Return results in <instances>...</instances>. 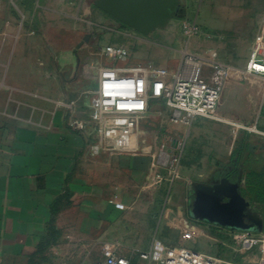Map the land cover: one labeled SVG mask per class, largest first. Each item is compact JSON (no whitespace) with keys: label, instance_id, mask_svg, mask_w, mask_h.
Instances as JSON below:
<instances>
[{"label":"crops","instance_id":"crops-1","mask_svg":"<svg viewBox=\"0 0 264 264\" xmlns=\"http://www.w3.org/2000/svg\"><path fill=\"white\" fill-rule=\"evenodd\" d=\"M63 12L53 14L47 0H0V264H95L109 248L147 264L140 253L161 239L141 191L165 146L139 143L133 131L112 138L129 152L92 153L89 132L72 126L81 121L76 73L87 34ZM98 16V27L131 30ZM220 38L232 46L229 33ZM246 40L252 52L257 38Z\"/></svg>","mask_w":264,"mask_h":264},{"label":"rangeland","instance_id":"rangeland-1","mask_svg":"<svg viewBox=\"0 0 264 264\" xmlns=\"http://www.w3.org/2000/svg\"><path fill=\"white\" fill-rule=\"evenodd\" d=\"M98 1L47 0L53 14L62 9L69 25L92 34L79 55L76 73L82 85L79 87L84 89L80 120L89 117L87 99L97 93L99 69L114 66L100 54L99 48L123 45L130 53L131 65L153 63L171 76L190 55L205 59L207 64L216 62L223 66L226 76L219 111L246 129L202 118L187 125H174L164 102L155 103L148 115L134 120L133 136L139 143L165 146L164 149L172 139H177L181 155L174 159L163 154L155 160L159 169L145 179L146 188L141 196L149 209L151 230L165 243L222 257L233 264H264V79L246 73L251 57V52H246V39L262 37L264 51V0H180L176 13L147 34L112 31L103 26L106 24L98 27L95 22H103L98 16ZM230 2L238 5L230 7ZM222 33H229L232 46H221ZM263 57L261 54L260 58ZM90 136L94 144L100 145V153L123 151L115 148L112 139L105 140L104 135ZM224 177L240 185L242 195L251 204L249 214L261 222V231L248 234L191 216L197 186L202 181L214 184Z\"/></svg>","mask_w":264,"mask_h":264},{"label":"built area","instance_id":"built-area-1","mask_svg":"<svg viewBox=\"0 0 264 264\" xmlns=\"http://www.w3.org/2000/svg\"><path fill=\"white\" fill-rule=\"evenodd\" d=\"M196 32H199L198 28ZM262 41V37L257 38L246 73L264 79V57L260 58ZM98 51L114 66L101 68L97 93L90 102L89 120L74 121L73 127L89 134L104 135L105 140L116 135L119 141L133 133L136 127L134 120L148 115L155 103L164 102L174 125H187L202 118L246 129L219 113L226 69L218 63L210 65L205 59L190 55L182 68L171 76L165 68L153 63L131 65L130 53L123 45L112 44ZM90 148L93 154L100 153V145L92 143ZM163 154L178 159L181 143L172 139L159 159ZM139 256L147 264H233L222 257L187 247L166 245L159 239H155L150 250ZM95 264L131 263L109 248L104 250L102 261Z\"/></svg>","mask_w":264,"mask_h":264},{"label":"water","instance_id":"water-1","mask_svg":"<svg viewBox=\"0 0 264 264\" xmlns=\"http://www.w3.org/2000/svg\"><path fill=\"white\" fill-rule=\"evenodd\" d=\"M180 0H99L98 9L125 27L141 33L160 28L178 10ZM87 34L79 47L89 43ZM250 202L242 195L240 185L224 177L212 185L199 184L190 214L196 220L236 231L262 230V224L249 214Z\"/></svg>","mask_w":264,"mask_h":264},{"label":"bare ground","instance_id":"bare-ground-1","mask_svg":"<svg viewBox=\"0 0 264 264\" xmlns=\"http://www.w3.org/2000/svg\"><path fill=\"white\" fill-rule=\"evenodd\" d=\"M100 70H101V69H99V74H100Z\"/></svg>","mask_w":264,"mask_h":264}]
</instances>
